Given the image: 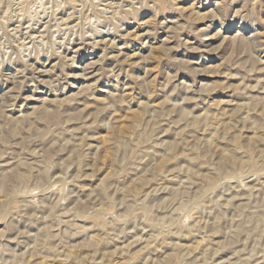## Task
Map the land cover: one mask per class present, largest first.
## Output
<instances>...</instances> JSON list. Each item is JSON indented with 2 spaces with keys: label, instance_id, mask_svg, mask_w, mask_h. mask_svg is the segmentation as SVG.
<instances>
[{
  "label": "clouds",
  "instance_id": "1",
  "mask_svg": "<svg viewBox=\"0 0 264 264\" xmlns=\"http://www.w3.org/2000/svg\"><path fill=\"white\" fill-rule=\"evenodd\" d=\"M78 241L264 264V0H0V264H85Z\"/></svg>",
  "mask_w": 264,
  "mask_h": 264
},
{
  "label": "rangeland",
  "instance_id": "2",
  "mask_svg": "<svg viewBox=\"0 0 264 264\" xmlns=\"http://www.w3.org/2000/svg\"><path fill=\"white\" fill-rule=\"evenodd\" d=\"M157 47H159V45H157ZM210 55L212 56L213 60H215V57H216L217 54L212 53ZM155 59H159V57H155ZM218 66H219L218 63H216V62H210V63H208L206 65V68L213 69V68H218ZM200 78L202 80L206 81L209 84H211L212 82L219 81V80L223 79L222 77L218 76L216 74V72H214V71L213 72H209V73H207L206 75H204V76H202ZM233 82H235V81H233ZM214 95H216L219 98H221V102H224V99L227 96L226 93H219V92L214 93ZM162 103H164L163 100L157 102L158 105L159 104H162ZM172 115H173V113H169V116L170 117ZM200 115H202V113ZM233 115H235V112H233ZM137 117H138V114L135 113V112H133L131 114H128V115H125L123 117V119H124V121H126V123L121 124V130H122V132H127L128 130H130V122H132ZM198 118H199V116H197V119ZM229 120H231V116L229 117ZM175 123L177 125H179L181 123V121L178 120ZM184 131H186V129H181V132L180 133H177V135H180ZM37 134H38V136H43V135H45V132H44L43 129H39ZM166 135H167V133H166ZM105 143H107V141H105ZM169 151L170 152H175L176 151V145L174 143L171 145ZM109 155H110V153L105 152L104 157H102V160H101V163L102 164H106L107 163V160L109 158ZM183 155H184V153H181V157H183ZM165 163H167L169 166H171V164L174 163V161H166L165 159H162V160H160L159 162H157L152 167L153 168L160 169L161 171H163L164 166H165ZM103 171L104 170L101 169V172H103ZM112 171H113L112 169H109L108 170V174H111ZM188 172L191 175L194 172V170L191 169V168H189L188 169ZM196 175H197V177H199V173H196ZM147 177H148V173L146 172L144 176H142V177L139 178L138 183L141 184V185H143V184H145V182L147 180V183L148 184H151V180L150 179H147ZM134 184H135V182L129 184L127 186V188H126V191L133 192V193H135L138 196L143 189L140 188V187H135ZM185 194H187V193H185ZM165 202H166V200L165 201H162L161 203L163 204ZM92 239H95V237H92ZM137 239H142V238L141 237H137ZM199 243H203V242L201 241ZM179 246H181V247H183V246L193 247L194 245H192L191 243L185 245L183 242H181ZM72 247L74 249H80V248H82L84 250V257H83V259H84L85 264H105V262H104V260L102 258L101 259H96L95 257H92V258L89 257L88 252H87V247L88 246H87V244L84 241H78V242L74 243L72 245ZM123 247L125 249L131 248L132 247V242L129 241L128 243H126L125 245H123ZM137 247H138V245H137ZM116 251L117 250H112L113 257L116 256ZM107 255H108V252H105V256H107ZM119 264H127V261H121V262H119Z\"/></svg>",
  "mask_w": 264,
  "mask_h": 264
}]
</instances>
